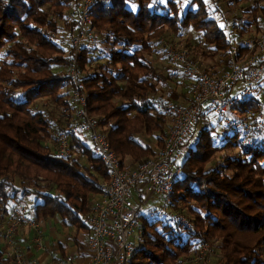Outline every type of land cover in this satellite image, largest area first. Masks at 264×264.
Here are the masks:
<instances>
[{"label":"trees","instance_id":"16d2710c","mask_svg":"<svg viewBox=\"0 0 264 264\" xmlns=\"http://www.w3.org/2000/svg\"><path fill=\"white\" fill-rule=\"evenodd\" d=\"M235 1L251 17L234 23L237 35L263 34L264 0ZM217 11L205 0H98L93 7L98 39L81 54V84L123 167L156 157L168 134L172 119L162 92L174 77L164 78L151 59L166 34L181 36L193 27L201 33L196 51L222 68L236 32L220 27ZM78 23L77 0H0V225L11 204L34 198L35 221L60 216L67 227L89 233L85 217L107 168L86 143L76 141L75 159L58 158L51 148L54 131L66 129L71 117L61 69ZM258 103L256 95L234 106L235 118L245 121ZM215 130L202 128L174 181L172 206L192 219V228L139 215L143 232L131 264H185L202 243H217L219 264H264V132L240 129L218 141ZM141 135L154 136L157 146L144 144ZM227 150L238 154L215 159ZM0 264L14 263L0 250Z\"/></svg>","mask_w":264,"mask_h":264},{"label":"built area","instance_id":"2783aa9c","mask_svg":"<svg viewBox=\"0 0 264 264\" xmlns=\"http://www.w3.org/2000/svg\"><path fill=\"white\" fill-rule=\"evenodd\" d=\"M97 1L77 0L78 31L72 40L66 66L71 117L66 129L54 132L51 148L52 154L58 158L75 159L79 151L76 141L86 143L89 139L94 156L108 171L107 179L100 177L96 182L98 193L91 197L89 213L85 217L89 236L84 254H79V257L88 260V264H131L137 247L132 240L136 232L139 237L143 232L138 216L143 214L144 203L156 199L159 204L144 214L149 218L169 220L188 229L193 226L189 216L173 208L171 195L174 181L181 175L182 164L178 165L179 160L183 158L185 145L192 139L203 112L208 109L226 117V124L233 131H251L256 126L264 132L261 103H258L257 113L252 110L247 112L245 121L229 116L234 106L256 96L257 84L264 71V65L261 64L264 62V22L263 34L241 36L228 49L221 63L224 68L221 76L217 75L216 68L196 61L187 49L161 40L170 62L179 67L181 74L191 81V97L186 105L168 104L172 123L164 148L156 157L141 161L134 169H129L122 166L120 158L112 149L108 132L101 127V121L90 113L89 95L81 84V54L89 50L97 39L91 19ZM217 63L220 66V62ZM238 84H242L243 88L233 94ZM22 226L29 227L38 235L36 248H44L42 227L29 211L28 203L23 201L11 204L9 211L2 217L0 250L6 257L12 258L14 264H43L18 246L16 238ZM211 253L208 244L202 243L190 260L206 264ZM51 264L83 263H79L75 255L66 254L55 258Z\"/></svg>","mask_w":264,"mask_h":264},{"label":"rangeland","instance_id":"374dc122","mask_svg":"<svg viewBox=\"0 0 264 264\" xmlns=\"http://www.w3.org/2000/svg\"><path fill=\"white\" fill-rule=\"evenodd\" d=\"M205 1H207L213 9H215V10L218 9V11L215 14V18L218 20L220 27L223 28L227 34H230L231 32H234L235 30H237L234 27L235 22H238V21L244 22V21L251 19V17L249 15H247L248 11L246 12V9H247L246 6H240L237 4L235 6H233L234 2L237 3L235 0H225V1L224 0H205ZM236 16H237V20H236ZM235 32L236 33L232 34L231 38H230L232 44H235L236 42H238V40L240 38V36L237 35L238 34L237 31H235ZM198 34L196 33V31L194 30L193 27H192V29H191V27H189L188 29L185 30V32L181 36L177 35V34L173 35L172 32L169 31L166 34L165 38H163V40L166 42L175 43L177 46L187 49L189 51V53L193 55L194 59L196 61L200 62L201 64L211 66L214 68L219 67L218 64L209 62L208 60L204 59L202 57V55L200 54V51H196L197 49H195V46L197 45V43L200 42V41H196V39H199V37H201V33L199 35ZM97 39H96V42L94 43V45L97 44ZM94 45H92L91 48ZM159 47L162 49L160 51L159 58H163V61H161L159 63L160 64L159 67H164V66L169 67L170 66L169 68L172 71L173 70H177L178 72L181 71L179 67L173 65L170 62V60L168 59V57L164 51V45L161 44ZM97 53H98V51L95 52V56H97ZM65 68L66 67L64 66V69H61V70H65ZM65 72L66 71H64V73ZM167 72L168 71L166 69L162 70L163 75H166ZM163 77L165 78V76H163ZM164 87H165V90H163L162 95H164V97H166L167 100H169V102H168L169 104L183 105L184 99H189L191 97V92H190L191 91V89H190L191 88V81L189 79H187L186 77H184V75H182L181 73H180V76L179 77L176 76L173 81H168L167 85L166 86L164 85ZM242 88H243V85L238 84L233 89V91H232L233 94L239 93V91ZM63 91L68 92L69 90L67 88L66 90H63ZM256 95L258 96L259 100L261 101L262 109L264 110V71L262 73V76H261L259 83L257 84ZM178 97H180L181 99L179 100ZM176 99H178V100L176 101ZM39 106H40V108H43V103L40 102ZM47 107H48V109L53 110L55 106L50 105ZM235 113H234V111H231L229 113V116L231 118L235 119ZM53 117H54V120L57 121L59 114L55 113V115L53 114ZM205 117H206V119H205ZM236 117H239L241 119V118H244L245 116L243 117V116L238 114ZM171 122H172V120H171ZM171 122H170L169 127L166 131L167 133L170 130ZM210 126L216 128V130H215L216 132L214 133V135L218 136V141H220L219 139L222 138L223 136H225L226 134L232 135V133H233V129L231 127H229L228 124H226V117L219 115V114L215 113L214 111H210L207 109L206 114L201 115L199 117L198 124L196 125V128H195V133H194L191 141L189 142V144L185 147V150L183 151V154H184L183 158L179 160L178 165H181L183 163L186 156H188L191 148H193L195 146V143L198 139V136H199L202 128L203 127L209 128ZM254 129H256V131H259L256 128V126L253 128V130ZM253 130H251V131L245 130V132H247L250 135V133ZM219 135H220V137H219ZM166 136L164 137V141H163L164 145H165ZM139 137H140V140L144 144L151 145L152 147L157 146L158 140L154 136L141 135ZM227 140H228V138H227ZM86 144L88 146H91V142L89 139L86 141ZM163 148H164V146L162 148H158V150H162ZM236 153L238 154L237 150H227L225 152L221 151L217 154L215 159L217 161L221 160V157H223L224 155L225 156L228 155L230 157H233L234 155H236ZM77 157L78 156H76V158ZM81 161H82V163L86 164L85 158H81ZM215 163H216V161H214V163L210 164L208 167L213 168ZM31 200H34V198ZM154 201L155 200H152V201H149L148 203H146V204L144 203L142 205L143 214H148L151 209H153L159 205L157 203V201L156 202H154ZM132 203L134 204L135 201L132 200ZM180 210L181 209H179L178 212H182V210L181 211ZM87 234H88L87 231L81 230L78 233V231L75 229V227H67L63 223L61 217L56 216L55 218H52V219L46 221L45 227L42 228V245L46 247L47 243H49L51 245V247L54 248V246L62 244V245L69 246L68 250H69V252H71L70 251L72 249L71 245H74L76 240H79L81 243H86ZM37 238H38V235L35 234L34 231L31 232L29 239L27 241V244L29 246H31L32 248H35V246H36L35 240ZM139 239H140V237L138 236V233L136 232L135 236L132 240L133 244L138 245ZM206 244H208V243H206ZM216 244L217 243H214L213 246L208 244V246L212 250V253L208 257L206 264H219L221 258H220L219 251H217V249H216L217 248ZM193 257H194V254L192 253V255H190V257L188 258L189 260H187V262L185 264H198V263L190 260Z\"/></svg>","mask_w":264,"mask_h":264},{"label":"crops","instance_id":"0c3cea01","mask_svg":"<svg viewBox=\"0 0 264 264\" xmlns=\"http://www.w3.org/2000/svg\"><path fill=\"white\" fill-rule=\"evenodd\" d=\"M98 37V36H97ZM162 49L159 47L158 48V51H156L152 56H151V59L155 62H156V66L158 67L159 70H167L168 72L166 73L170 75H173V77L175 78L176 76L179 77L180 73L177 71V70H170V66H164V67H159L160 66V62L163 61V58H159V55H160V51ZM97 55L99 56L100 55V51H98ZM218 64V63H217ZM161 70V71H162ZM217 71V75L218 76H221L222 73L224 72V68L222 66V68L218 67L216 69ZM161 75L162 76H165L163 75V73L161 72ZM179 100L181 99L180 97H178ZM178 99H176L177 101ZM187 100L188 99H184V103L183 105H186L187 103ZM180 102V101H179ZM206 114V111L202 113V115H205ZM206 119V117H205ZM26 202L28 203V209L30 212H32V206L34 205V200H26ZM156 202V199L155 201ZM33 213V212H32ZM40 226L43 228L45 227V222H40ZM31 232H33L32 229H30L29 227L27 226H22L17 234V238H16V242L18 244V246L23 249L25 252H27V254L32 257V258H35V259H38L41 263L43 264H51L52 261L57 258V257H61V256H64L66 254H72V255H75L76 256V259L79 263H83V264H88V260H82L79 256V254L83 255L84 254V251H85V246L81 247L79 246L76 242L74 245H71V252H69V246H66V245H62V244H59V245H56L54 246V248L51 247V245L49 243H47L46 247L43 246L44 248L41 249V250H38L35 246V248H32L31 246H29L27 244V241L29 239V236L31 234ZM88 236H89V233L87 234V240H88ZM86 240V242H87ZM26 246V247H25ZM23 247V248H22ZM25 248V249H24ZM61 248H64V255L62 254L61 252Z\"/></svg>","mask_w":264,"mask_h":264}]
</instances>
